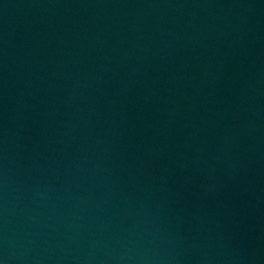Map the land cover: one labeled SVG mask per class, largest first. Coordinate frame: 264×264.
<instances>
[{"label": "water", "instance_id": "1", "mask_svg": "<svg viewBox=\"0 0 264 264\" xmlns=\"http://www.w3.org/2000/svg\"><path fill=\"white\" fill-rule=\"evenodd\" d=\"M0 264H264V0H0Z\"/></svg>", "mask_w": 264, "mask_h": 264}]
</instances>
